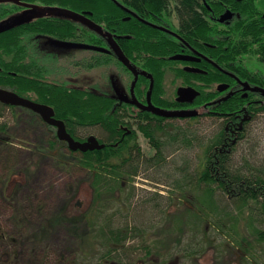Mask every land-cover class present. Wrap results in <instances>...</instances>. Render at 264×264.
<instances>
[{"label":"trees","instance_id":"trees-1","mask_svg":"<svg viewBox=\"0 0 264 264\" xmlns=\"http://www.w3.org/2000/svg\"><path fill=\"white\" fill-rule=\"evenodd\" d=\"M47 1L44 7L57 1L74 10H95V19L99 25L92 27L95 40L100 38V31L104 28L118 31L119 26L129 29V25H132L131 22L119 23V9L111 1ZM124 1L144 12L151 8L165 9L170 3V0ZM173 1L186 36L190 39H193L192 36H200L210 40L213 34L207 29L203 14L199 12V9L205 10L206 6L200 5L197 0ZM223 1H232L238 5L245 18L235 24V29L227 32L229 40L226 43L222 41L220 49L214 52L222 67L235 70L243 79L259 86L257 97H254L255 92H251V99L258 98V101L248 103V99L240 95L223 97L209 105V112L188 118H150L149 114L152 113H146L142 116L140 128L155 149L153 156L143 154L142 147L133 137L117 146L108 144L118 137V128L129 113L112 110L114 103L109 97L90 94L82 88L47 79L46 68L33 56L31 50L36 37L40 35L62 41L86 40L88 24L85 21L49 10L37 11L31 16L28 15L29 11L21 14L11 25L0 29V86L52 105L57 116L66 120L69 131L76 138L93 134L101 142H108L102 149L69 150L64 142H58L51 127L44 124L49 128L51 146L57 150L59 148L58 160L62 164L79 166L89 171L88 181L93 189V202L98 203L95 208L99 213L105 207L103 201L108 200L104 197L106 193L111 195L110 200H120L124 179L138 175L141 170H148L151 172L148 178L153 183L166 185L181 193H187L188 189L192 191L193 188L203 191L205 197L201 199L203 211L200 217L203 221L217 217L218 220L215 223L211 220V223L216 229L223 230L225 237L231 238L234 233H238L236 223L242 217L247 220L254 241L264 242V157L257 151L261 139L256 132L261 122H264V74L248 71L244 59L245 55L254 54L264 63V17L256 8L254 0ZM22 9L16 2L0 3V20ZM130 47L128 43L126 49ZM14 108L0 102V116L4 110ZM178 119L195 122L206 119L211 125L209 130L193 128L190 125H179L176 123ZM0 129L5 131L7 122H2ZM66 147L67 151L62 153ZM133 188H130L129 194H133ZM111 223L106 224L109 226L107 231L104 224H96L94 234L107 247L96 264L114 257L115 251L136 235L137 229L130 228L129 223L123 227H115L114 224L112 227ZM234 242L244 249L245 264H264V253L259 257L250 242L245 245V237L242 241L234 239ZM121 255L127 257L126 251L123 250L121 254L116 252L117 257Z\"/></svg>","mask_w":264,"mask_h":264},{"label":"rangeland","instance_id":"rangeland-1","mask_svg":"<svg viewBox=\"0 0 264 264\" xmlns=\"http://www.w3.org/2000/svg\"><path fill=\"white\" fill-rule=\"evenodd\" d=\"M33 5L40 6L39 2ZM257 6L264 11V0H258ZM25 12L23 9L1 19L0 29ZM31 52L47 69V75L57 77L59 73L67 78L70 72H78L69 61L83 55L84 50L63 46L54 37L40 35ZM245 60L252 70L264 72V63L256 55H245ZM100 71L96 69L97 75L91 81L89 71L78 72L72 82L82 87L93 84L101 89L105 86H101L104 80ZM118 86L120 83L114 82L113 87ZM2 122H7V129H0V264H96L107 247L95 236V227L104 224L107 231L109 222L112 227L129 223L137 232L115 251L114 257L105 261L107 264H121L118 261L121 258L133 260L132 264H245V251L234 242V239L242 241L243 237L245 245L250 242L257 255H263L264 242L254 241L246 219H238L235 228L238 233L225 237L223 230L211 223L217 217L205 221L200 217L203 191L193 188L181 193L153 183L148 170L124 179L120 200H110L111 195L106 193L104 197L108 200L103 201L105 207L99 213L95 208L98 203L93 202L89 171L58 160L59 148L51 146L49 128L37 115L16 107L4 110ZM176 123L207 130L211 125L206 119L196 122L178 119ZM256 132L261 139L257 151L264 157V122ZM140 137L144 152L154 154L155 149ZM66 151L67 147L62 149V153ZM132 186L133 194H129ZM170 199L172 204L164 208L165 201ZM122 249L129 257L116 256Z\"/></svg>","mask_w":264,"mask_h":264},{"label":"flooded vegetation","instance_id":"flooded-vegetation-1","mask_svg":"<svg viewBox=\"0 0 264 264\" xmlns=\"http://www.w3.org/2000/svg\"><path fill=\"white\" fill-rule=\"evenodd\" d=\"M45 1L47 0H23L17 4L26 10L25 13L30 11L28 15L31 16H34L37 11H46L52 7L69 9L83 15V17L78 19L88 24L86 25L88 31L86 40L62 41L57 38L55 40H58L63 46L83 48V55L69 61V65H74L78 68L79 73L81 71H89L90 81L96 77V69H100L103 74L101 76L102 81L104 80L101 86L105 87L97 89L95 88L97 86L93 84L87 87L76 85L72 81H74L73 75H78V72H70L69 77L64 78L63 74L59 73H57V77H51L47 75V71L45 73L47 79L82 88L90 94L109 97L114 103L112 110L129 113L118 128L120 132L117 135L118 137L109 143L104 142L105 144L117 146L122 141H130L131 137H133L142 147L141 135L147 144L154 149L150 139L140 128V124L143 121L142 116L146 113H152V115L149 114L150 118L160 116L147 109L150 103L167 110H197L198 114L194 116H200L209 112V105L220 101L223 97L240 95L248 99V103L258 101V98L251 99V92H255L254 97H257L260 93L259 86L251 84L248 79H243L235 70L222 67L218 56L214 52L220 49L222 41L226 43L225 41L229 40L230 36L227 32L235 29V24L245 18L239 6L232 1L227 3L223 0H197L200 5L206 6L205 10L199 9V12L203 14L207 29L213 34L210 40L200 36H192L193 39L186 36L187 34L183 31L184 28L181 25L178 12L174 8L175 3L173 0H170L168 7L165 9L157 10L151 8L146 12L131 6L124 0H106V2L111 1L117 5L119 23L131 22L132 25L128 27L130 31L123 25L119 26L118 31L104 28L100 31L98 40L94 39L92 30V27L99 26L95 19V14L97 13L95 10L90 8L74 10L72 7L60 4L57 1L44 7ZM254 1L256 8L264 17V11L257 6L258 0ZM35 2H39V8L33 5ZM56 14L69 16L63 13ZM67 42L88 44L89 47L67 45ZM128 43H130L131 47L126 49ZM125 59L128 63H126ZM260 62L263 63L262 61ZM245 65L250 72H262L261 70H252L247 65L246 60ZM262 73L264 74V72ZM222 75L223 79H221ZM101 78L99 79L100 81ZM111 81L113 82L110 84ZM114 82L116 84L120 83L121 86L114 88ZM222 84L227 86L224 90L220 89ZM181 87H193L199 91V94L194 98L188 95L183 99L179 94ZM30 99L34 100L33 98ZM22 108L31 110L27 107ZM36 114L43 124H47L38 113ZM55 116L59 118L56 110ZM59 119L64 120L68 132L74 136L69 131L66 120L63 118ZM49 126L53 128L58 142H64L68 147L66 141L59 139L57 127ZM90 135L93 134L81 139L74 137L84 141ZM142 152L147 155L143 148ZM154 154L147 156H153ZM163 186L166 187L165 185ZM159 193L162 192L160 191ZM171 204V201H165L164 208ZM122 251L119 253L121 254ZM127 256L129 257V255ZM119 260H121V264L133 263V260L127 261L124 258ZM105 261H108V259H103L102 264H107Z\"/></svg>","mask_w":264,"mask_h":264},{"label":"water","instance_id":"water-1","mask_svg":"<svg viewBox=\"0 0 264 264\" xmlns=\"http://www.w3.org/2000/svg\"><path fill=\"white\" fill-rule=\"evenodd\" d=\"M20 1L23 0H0V3L20 2ZM49 11L56 13H63L77 18L83 17V15L75 11L59 8V7H52L49 9ZM67 45L89 47L88 44L75 43V42H67ZM125 61L126 63H128L126 59ZM225 87L227 86L222 84L220 89L224 90ZM179 94L181 95V97H183V99L188 95L194 98L199 94V91L193 87H181L179 89ZM0 102L7 105L27 107L32 111L38 113L47 124L57 127V135L59 139L66 141L68 143V147L70 148V150L88 151V150L102 149L106 146V144L104 142H101L95 135H90L84 141L76 139L68 132L64 120L59 119L55 116V110L49 104L37 102L30 98L21 96L13 90L3 87H0ZM147 109L157 115L164 117H190L198 114L197 110H167V109L159 108L153 105L152 103H150Z\"/></svg>","mask_w":264,"mask_h":264}]
</instances>
